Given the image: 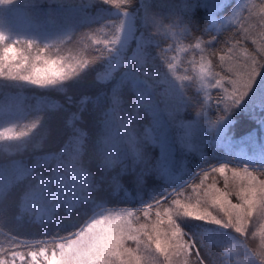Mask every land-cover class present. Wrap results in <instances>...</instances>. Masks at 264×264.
<instances>
[{"label":"trees","instance_id":"16d2710c","mask_svg":"<svg viewBox=\"0 0 264 264\" xmlns=\"http://www.w3.org/2000/svg\"><path fill=\"white\" fill-rule=\"evenodd\" d=\"M234 1L224 0L210 10L204 0H134L131 11L139 9L142 17L141 6L146 5L149 14L160 20L161 31L152 37L149 49L155 56L157 45L164 49L176 39L184 45H194L197 36L208 39L206 29L215 30L210 15L227 14ZM81 3L90 5L89 16H96L101 10L115 12L101 0H15L10 14H5L0 5V30L38 39L43 45L76 27L73 38L65 41L60 52L75 55L83 48L80 34L101 26L83 21ZM173 24L178 25L177 32L186 25L190 34L165 36L164 28ZM137 29V36L142 33L149 36L156 31L152 26L145 28L143 21L137 24ZM233 31V27L226 25L219 33L212 32L219 41L213 47L220 48ZM245 43L254 49L251 41ZM135 48L133 40L126 55L130 56ZM83 54L87 59L97 55L94 48L85 49ZM193 55L198 59L199 51L189 50L180 55L183 63L178 74L194 75L188 64ZM156 63L161 73H167L159 60ZM185 68L189 69L187 73ZM106 69L105 62L86 67L62 83L63 91L31 85L17 87V82L0 77V228L3 231L11 229L13 234L27 239H41L57 231L64 235L75 230L73 225L77 221L82 222L99 209L97 205L117 209L139 207L154 196L191 182L211 165L228 162L259 166L264 159L261 141H264V98L254 101L250 97L231 113L225 130L226 146L214 147L206 142L192 148L177 143L171 147L173 132L178 129L174 124L192 119L196 111L194 103L192 106H179L175 101L164 103L168 85L162 82L163 75L157 77L154 94L143 102L130 83L113 91L121 73L104 80ZM185 94L195 98V86L189 84ZM152 101L162 114L157 130L150 107ZM53 104L58 106L52 107ZM168 112L173 116H168ZM207 114L216 117L214 104ZM158 136L170 145L169 156L162 155L156 141ZM232 147L239 154L233 153ZM36 193H40L38 200L33 198ZM41 209L44 214L38 221L36 216ZM189 227L199 230L195 224ZM252 229L250 226L246 238L229 231L222 246L206 245L202 253L210 252L219 264L228 259L224 250L231 242L234 245L242 242L247 249H254L259 241L251 236ZM244 254L243 247H236L232 260L240 261Z\"/></svg>","mask_w":264,"mask_h":264},{"label":"snow or ice","instance_id":"6c2138e0","mask_svg":"<svg viewBox=\"0 0 264 264\" xmlns=\"http://www.w3.org/2000/svg\"><path fill=\"white\" fill-rule=\"evenodd\" d=\"M14 2L0 0V5ZM101 3L115 12L101 10L96 16H89L90 5L80 4L83 21L101 26L80 34L83 48L75 55L60 52L65 41L73 38L76 27L43 45L38 39L0 30V77L17 82V87L31 85L63 91L64 81L90 65L105 62L107 69L102 79L121 73L113 91L130 83L143 102L154 94L157 77L163 75L162 82L168 85L163 102L175 101L179 106L194 103L198 117L214 104L217 115L210 121L213 125L226 120L254 90L264 92V0L259 3L244 0L233 9L225 18V23L234 28L233 34L220 48L213 47L219 41L212 32L219 33L222 27L217 25L214 31L206 29L208 39L195 37L194 45H184L179 39L164 49L157 45L155 56L149 49L152 37L160 33L162 25L149 14L146 5L141 6L144 10L141 17L139 9L131 11L134 0H101ZM141 21L145 28L152 26L156 31L149 36L143 33L137 36V24ZM177 27L168 25L163 34L171 33L173 37L190 34L186 25L179 32L175 31ZM133 40L136 48L127 56ZM247 41H251L254 49L246 46ZM88 48H94L97 55L85 58L83 53ZM189 50L199 51L198 59L193 55L188 61L194 75H180L178 70L183 63L180 55ZM157 60L167 73L160 72ZM184 71L187 73L189 69ZM189 84L195 86V98L185 94ZM155 104L152 101L150 107L157 130L162 114ZM168 116L173 113L168 112ZM39 196L40 193L34 194V200ZM96 207L100 210H94L82 222L77 221L78 226L73 225L75 230L64 235L57 231L41 239H27L13 234L11 229L0 228L3 237L0 264H218L210 252L202 253V249L206 245L222 246L229 231L246 238L250 226L257 224L256 230L251 231L254 239L258 237L257 247L249 250L242 242L229 246L224 250L228 259L219 264H264V159L259 166L228 162L211 165L191 182L154 196L139 207ZM43 214L41 209L36 219L40 221ZM193 224L198 231L190 229ZM236 247L244 248L246 260H232Z\"/></svg>","mask_w":264,"mask_h":264},{"label":"rangeland","instance_id":"374dc122","mask_svg":"<svg viewBox=\"0 0 264 264\" xmlns=\"http://www.w3.org/2000/svg\"><path fill=\"white\" fill-rule=\"evenodd\" d=\"M62 1H68V0H62ZM204 1L208 5L210 10H212V9L214 10L224 0H204ZM243 2H244V0H235L233 5L231 6V8H229V12L227 14L218 15L216 13H212V15H210L209 18H210V22L214 25V28L217 25H222V27L228 25L227 23H225V18L230 16L233 9H235L239 4H241ZM256 2L259 3L260 0H256ZM13 5H15V4L12 3L9 5H3L1 10L5 14H10L13 12V9H12ZM245 15H247V13H245ZM0 28L2 29V24L0 25ZM3 30H5V29H3ZM263 75L264 74H262V79H264ZM250 97H252L254 99V101H260V99H262V97H264V92L254 90L253 93L250 94ZM214 118L215 117L210 116L209 114L206 113L205 115H202L199 117L196 114H194L192 116V119H190V120H184L181 122L177 121V123L174 125H175V127H178V129L173 132L174 141H170L171 147H173V145L175 143H177L179 145H183V146L192 148V147H198V145L203 146V145H205L206 142H209L210 145H212L214 147H216L220 144H223L226 146L225 130H226L227 124L229 123L230 120H229V118H227L226 120H224V121H222L216 125H213L210 123V121ZM6 123H5V125H6ZM150 138L153 139V136H151ZM156 141H158V143L161 146L162 155L166 156L168 154V156H169L170 145L164 143V140L162 139V137H161V139H159V136L156 139ZM261 141L264 142L263 140H261ZM253 149L257 150L256 147H253ZM262 151L264 154L263 149H262ZM232 152L235 154H239L235 150V147H232ZM259 154L261 155L262 152L259 151ZM99 210L100 209H97L95 211H99ZM256 227H258V224L253 226L252 231H255ZM256 239L258 240V237ZM232 245H234V243L231 242L230 246H232ZM247 258H248V256L245 253L240 258V261H244Z\"/></svg>","mask_w":264,"mask_h":264}]
</instances>
